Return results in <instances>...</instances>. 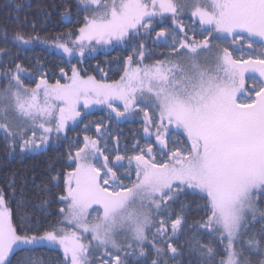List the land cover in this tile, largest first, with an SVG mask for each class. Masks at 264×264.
Here are the masks:
<instances>
[{"label": "snow or ice", "instance_id": "1", "mask_svg": "<svg viewBox=\"0 0 264 264\" xmlns=\"http://www.w3.org/2000/svg\"><path fill=\"white\" fill-rule=\"evenodd\" d=\"M76 10L79 28L51 39L64 55L82 63L97 46L131 51L118 79L73 64L71 75L59 69L63 83L39 61L0 58L9 152L68 139L97 105L106 113L70 141L68 170L49 167L39 194L63 187L59 218L41 234H28L39 221L26 226V215L13 222L15 180L0 186V264L18 252L17 264H52L33 256L38 248L58 251L56 264H264V0H77ZM61 17L72 22L67 6ZM32 27L15 32L17 49L49 43ZM152 56L161 58L145 63ZM127 122L141 127L122 144ZM50 202L35 210L49 215ZM27 203L21 192L17 209Z\"/></svg>", "mask_w": 264, "mask_h": 264}, {"label": "trees", "instance_id": "2", "mask_svg": "<svg viewBox=\"0 0 264 264\" xmlns=\"http://www.w3.org/2000/svg\"><path fill=\"white\" fill-rule=\"evenodd\" d=\"M77 0H0V48L10 50L9 54L2 58L5 61L19 62L26 68H31L39 61L43 64L41 72L46 71L50 83H55L63 79L59 69L63 67L69 75H71V67L76 64L81 69L82 75H96L97 79L102 78V73L95 70L97 64L104 68L107 72L109 79H118L120 73L123 71V59L129 55L131 46L124 48L97 46L95 52L86 51L83 62L79 54H75L70 58L63 54L62 50L56 49L51 44L52 37L59 34H67L69 30L75 31L83 22L84 12L80 11L77 15L76 10ZM19 6V7H17ZM67 6L71 12L72 22L68 23L61 17V13ZM25 21H27L25 23ZM33 24L35 31L39 33L42 38H47L49 43L41 41L35 42L27 48L17 49L12 43V37L16 31H22L25 35L33 33ZM5 35L7 42H5ZM62 42V41H61ZM149 48L154 51H163L162 47H156L149 42ZM120 61L119 66L116 61ZM159 56L149 57L145 63H150L152 60L159 59ZM5 65H0L3 68ZM87 70L86 72L84 70ZM39 73H37V76ZM35 78L25 80L27 85L35 86ZM106 113L102 110V106L94 107L90 115H87L79 122L76 127H71L67 133L68 139H61L53 141L47 146L41 147L35 151L21 153L19 146L9 152L6 148V142L0 138V186L7 184L10 178L15 180L16 183V198L12 200L14 224L20 226V216L26 215V226L35 225L39 221V227H34L28 234L32 235L33 232L41 234L49 224L54 223L59 217L57 215L60 205L56 203V195L62 191L63 180L61 179L60 188H53L52 193L39 194L40 188L49 183V177L54 174L50 172L49 167L53 170L59 169L61 172L69 169L67 163V153L69 151V143L73 138L79 137L82 142V131L84 124L89 121H98L105 118ZM123 131V136L127 140L122 139L121 143H131L135 137L133 133L136 129L140 128L139 123H120L118 126ZM95 125L87 134H94ZM115 134V133H114ZM142 134V133H141ZM74 167V165H72ZM23 185V188H21ZM23 192L24 199L28 202L23 209H17L16 201L21 198ZM45 196H50L51 202L47 206L49 215L45 216L43 212L35 210L34 206L39 205L40 201ZM187 200L195 199L192 196L186 197ZM264 206V205H262ZM200 213L193 212L190 214L189 219L197 218ZM21 235L24 233L21 232ZM61 255L58 251L52 252L48 248L35 249L33 256L43 259L44 261L51 260L52 264H56V257ZM22 253H16L11 257L12 264H17L18 259ZM151 257H149L150 259ZM255 260V257H254ZM132 264V261H129Z\"/></svg>", "mask_w": 264, "mask_h": 264}, {"label": "rangeland", "instance_id": "3", "mask_svg": "<svg viewBox=\"0 0 264 264\" xmlns=\"http://www.w3.org/2000/svg\"><path fill=\"white\" fill-rule=\"evenodd\" d=\"M31 87H34V86H31ZM99 105L95 106V107H98Z\"/></svg>", "mask_w": 264, "mask_h": 264}]
</instances>
